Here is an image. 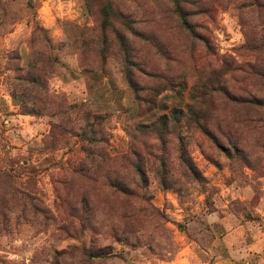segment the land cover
Wrapping results in <instances>:
<instances>
[{
  "label": "rangeland",
  "instance_id": "obj_1",
  "mask_svg": "<svg viewBox=\"0 0 264 264\" xmlns=\"http://www.w3.org/2000/svg\"><path fill=\"white\" fill-rule=\"evenodd\" d=\"M187 1L0 0V264H264V0Z\"/></svg>",
  "mask_w": 264,
  "mask_h": 264
},
{
  "label": "trees",
  "instance_id": "obj_2",
  "mask_svg": "<svg viewBox=\"0 0 264 264\" xmlns=\"http://www.w3.org/2000/svg\"><path fill=\"white\" fill-rule=\"evenodd\" d=\"M240 2V8L239 9H248L250 10L253 6H255L257 4V0H239ZM173 2V7L175 8V12L180 15V17L183 20V26L185 28H187L188 30H191V32L194 34V29H192V25L188 22L187 20V13H186V9H185V3L189 4V2L187 0H172ZM195 5L197 3H191L190 5ZM262 6H259V8H261ZM199 14H202L204 16H206L208 14V12L203 9L202 11H200Z\"/></svg>",
  "mask_w": 264,
  "mask_h": 264
}]
</instances>
